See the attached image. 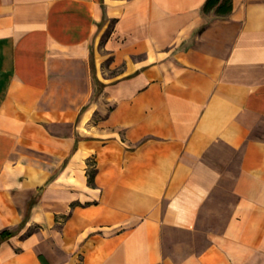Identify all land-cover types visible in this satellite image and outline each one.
Wrapping results in <instances>:
<instances>
[{
  "label": "crops",
  "instance_id": "crops-1",
  "mask_svg": "<svg viewBox=\"0 0 264 264\" xmlns=\"http://www.w3.org/2000/svg\"><path fill=\"white\" fill-rule=\"evenodd\" d=\"M205 2L0 0V264H264V0Z\"/></svg>",
  "mask_w": 264,
  "mask_h": 264
},
{
  "label": "rangeland",
  "instance_id": "rangeland-1",
  "mask_svg": "<svg viewBox=\"0 0 264 264\" xmlns=\"http://www.w3.org/2000/svg\"><path fill=\"white\" fill-rule=\"evenodd\" d=\"M102 41H103V39H102ZM103 65L104 66L107 65V61H105ZM117 72H118V69H110V71L109 70L107 71L105 69L104 74H102L103 72H101L99 70V75H100V77H108L110 75L117 74ZM102 75H104V76H102ZM98 94H99V92L96 90V94L94 95L95 101L97 100ZM216 152H222L223 153L224 149L222 147H219ZM227 154H228L227 160L226 159L221 160V157L218 155L214 156L210 160L214 164H216L218 167H220L221 169L228 170L229 172L230 171L234 172L237 157L233 156L231 158L230 153L228 152ZM214 200L216 203H218V204L220 203V205L225 206L226 202L230 201L231 199L229 197H227L226 190L220 189L216 192V196L214 197ZM214 208H215L214 205L211 206L210 208L204 207V209L202 211V215H201L202 222L200 224V229L198 230L197 233H195L193 235H183L182 239L187 240L188 244H190V246H191V249L202 248L204 245H206V242L209 239L210 235H212L216 232H220L222 230V227L225 223V220H226L228 214L226 212H215V211H213ZM217 208H218V206H217ZM50 240H54V238L50 237ZM165 246H166L165 247L166 251H169L168 250L169 249V243H167V241L165 242ZM48 249H50L52 255L56 254L54 242L48 243Z\"/></svg>",
  "mask_w": 264,
  "mask_h": 264
},
{
  "label": "trees",
  "instance_id": "trees-1",
  "mask_svg": "<svg viewBox=\"0 0 264 264\" xmlns=\"http://www.w3.org/2000/svg\"><path fill=\"white\" fill-rule=\"evenodd\" d=\"M231 0H206L203 11L208 12L212 9L215 10L216 14L218 15H226L231 10ZM96 169L93 168L91 170H88V183L93 186L94 185V174ZM33 228H30L27 233H30ZM15 233V230L12 229H3L0 231V243L11 236H13ZM39 259L42 264H50L49 261L44 257V255L39 254Z\"/></svg>",
  "mask_w": 264,
  "mask_h": 264
}]
</instances>
